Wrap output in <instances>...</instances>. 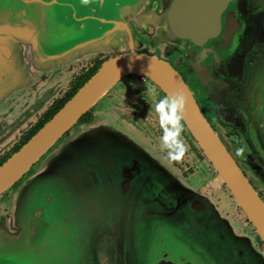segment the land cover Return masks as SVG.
<instances>
[{
	"label": "water",
	"instance_id": "1",
	"mask_svg": "<svg viewBox=\"0 0 264 264\" xmlns=\"http://www.w3.org/2000/svg\"><path fill=\"white\" fill-rule=\"evenodd\" d=\"M100 51L113 55L0 167V194L135 74L165 94L183 91L186 129L264 244V201L235 159L264 185V124L240 112L264 116V0H0V109L36 72ZM168 55L210 94L233 153ZM243 98L256 109L240 108ZM65 141L15 191L13 216L0 218V264H264L211 198L111 121L87 123Z\"/></svg>",
	"mask_w": 264,
	"mask_h": 264
},
{
	"label": "flooded vegetation",
	"instance_id": "2",
	"mask_svg": "<svg viewBox=\"0 0 264 264\" xmlns=\"http://www.w3.org/2000/svg\"><path fill=\"white\" fill-rule=\"evenodd\" d=\"M231 52V50H229ZM138 52L156 54L163 59L164 53L160 49L152 50L149 47H143ZM113 54L107 52L92 53L73 62L54 65L47 70H40L35 73L32 81L18 91L11 93L9 97L1 104L0 109V167L8 161L19 149L26 144L45 124H47L55 114L74 96V94L82 87V85L101 67L102 63L110 58ZM180 74L185 83L189 86L191 93L199 106L203 116L217 133L223 132L217 114L209 106L210 94L203 91L202 87L197 84V78L193 71H189L188 65L174 58L173 55L166 56V59ZM213 74V73H211ZM215 75V74H213ZM135 74H131L121 79L114 90H110L102 98H100L87 112L83 113L79 119L56 141L57 144L62 138L67 137L75 129L95 120L105 119L111 121L118 128L121 134L138 141L145 146L154 156L165 159L168 169L176 178L186 181L190 186L197 188L198 192L207 195L217 205L224 215L230 219L235 227L239 228V232L246 234L252 241V247L264 253V244L257 236L255 228L247 220L245 214L240 209L239 213L232 214L228 207L222 203V198L215 196L211 183L205 182L201 186L191 181L187 175L190 170L183 171L179 160L171 159L168 155L174 149L165 147L162 142L163 129L160 126L158 114L155 112V103L158 99L166 95L155 83L143 78L138 80ZM136 79V80H135ZM153 87L157 95L148 94L145 90ZM260 89V87H258ZM251 97V95L249 94ZM240 106L255 108L254 103H245V98L237 102ZM250 106V108H251ZM241 108V107H240ZM256 109V108H255ZM241 114L250 123L264 124V116L261 120L255 114L244 109H240ZM124 119L125 124L118 122V118ZM183 125L179 139L186 146L185 153L189 154L193 150L199 157L203 158L207 163V158L203 155L199 145L193 138L190 131ZM228 139H222L227 150L233 153V148ZM256 140L254 139V143ZM53 147V146H52ZM52 147H49L43 155L30 166L28 171L24 172L7 190L0 194V218H9L14 214L13 195L20 186H22L36 171L35 165L40 164L41 160L48 154ZM235 153V151H234ZM235 158V157H234ZM236 162L243 170L244 175L248 178L251 185L257 191L259 197L264 201V185L255 172L249 168L243 167V163L239 160ZM187 163V160H186ZM210 164V163H209ZM211 169L210 175L215 172ZM249 169V170H248ZM216 174V173H215ZM218 180L222 189H226L225 185L220 181L217 174L214 176ZM207 186V188H206ZM201 187H204L201 188ZM227 192H229L227 190ZM230 194V193H229ZM231 196V195H230ZM237 229V228H236ZM247 237V238H248Z\"/></svg>",
	"mask_w": 264,
	"mask_h": 264
},
{
	"label": "clouds",
	"instance_id": "3",
	"mask_svg": "<svg viewBox=\"0 0 264 264\" xmlns=\"http://www.w3.org/2000/svg\"><path fill=\"white\" fill-rule=\"evenodd\" d=\"M152 95H157L155 89ZM186 97L183 91L166 94L155 103V112L158 114L159 123L163 129L162 142L165 147L174 149L168 153L171 159H180L186 151V146L179 139L183 125L181 123L185 109ZM244 149L237 148L236 155L241 156Z\"/></svg>",
	"mask_w": 264,
	"mask_h": 264
},
{
	"label": "rangeland",
	"instance_id": "4",
	"mask_svg": "<svg viewBox=\"0 0 264 264\" xmlns=\"http://www.w3.org/2000/svg\"><path fill=\"white\" fill-rule=\"evenodd\" d=\"M139 78L138 80H141L143 78L141 77H137ZM136 80V79H135ZM119 85V84H117ZM117 87V86H116ZM115 88L113 87L112 90H114ZM139 90H145L146 93L148 94H152L153 87L151 88H147V89H143L139 87ZM118 122L122 125L125 124V120L124 119H120V117L118 118ZM113 124V123H112ZM84 126V125H83ZM82 126L78 127L77 129H75L71 134H69L67 137L62 138L61 141H59L57 144H55L51 151L49 153H52L53 151H60V149L62 148V143L66 140L69 141L70 137H72V135L78 131L79 129H81ZM117 128V127H116ZM118 130V128H117ZM119 131V130H118ZM65 141V142H66ZM48 153V154H49ZM47 154L45 155V157L41 160L40 164H38L37 166L35 165L34 167V171H37L39 169V167H41L43 165L44 160L46 159ZM163 159V158H162ZM181 169L183 171H188L190 170V172L185 175L188 178H190L191 181L195 182L197 185L201 186L203 184V186L205 185V182L211 183L213 186L216 185V188H213L214 192H215V196H217L219 199L222 198L223 200V205L225 207H228L229 210H231L232 214L234 215L235 213H239V208L236 206L233 198L230 196L229 192H227L226 189H222V187L220 186V183L218 182V180H215V172L213 173L214 175H210V171L211 169H209V163H207L206 161L203 160V158L199 157L198 154L195 152V150H193L192 152H190L189 154L185 153L183 154V156L178 159ZM187 160V163H186ZM186 182V181H185ZM187 183V182H186ZM215 183V185H214ZM188 184V183H187ZM204 189V187H201ZM207 188V186H206ZM235 216V215H234ZM236 225V224H234ZM237 230H239L238 227H236ZM262 255V252H260ZM264 254V253H263ZM264 259V256H262Z\"/></svg>",
	"mask_w": 264,
	"mask_h": 264
}]
</instances>
